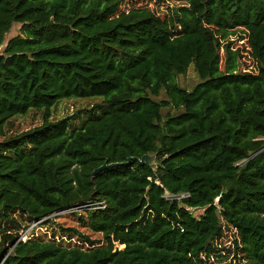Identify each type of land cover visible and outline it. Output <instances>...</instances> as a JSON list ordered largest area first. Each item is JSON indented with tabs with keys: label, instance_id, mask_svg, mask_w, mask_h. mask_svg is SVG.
<instances>
[{
	"label": "trees",
	"instance_id": "16d2710c",
	"mask_svg": "<svg viewBox=\"0 0 264 264\" xmlns=\"http://www.w3.org/2000/svg\"><path fill=\"white\" fill-rule=\"evenodd\" d=\"M140 1L0 0V46L20 24L0 52V264H264V0ZM91 96L81 123L51 118ZM29 109L43 121L13 132ZM64 211L76 225L20 238Z\"/></svg>",
	"mask_w": 264,
	"mask_h": 264
},
{
	"label": "rangeland",
	"instance_id": "374dc122",
	"mask_svg": "<svg viewBox=\"0 0 264 264\" xmlns=\"http://www.w3.org/2000/svg\"><path fill=\"white\" fill-rule=\"evenodd\" d=\"M183 2V0H141L139 3L136 4V6L139 7H147L153 12H155L158 15H162L166 13L167 8L173 6V5H179ZM125 7L131 8V6H127L125 4ZM19 23H12V26L10 30L5 35V41L0 46V52L3 51V48L10 38L16 36L19 34ZM175 81L178 83V85L186 90H192L193 87L201 81L199 78L194 63H190L187 71L184 74H178L175 77ZM101 99L100 96H91V97H69V98H62L58 100L56 105L51 108V118L52 119H58L61 117L69 116L76 114L77 111H80L81 116H78L77 121L81 123L87 116L90 115V112L88 111V108H90L91 105L94 103L99 102ZM166 99L164 92L162 91L161 94L157 97H155V100H161ZM87 110V111H86ZM169 109L164 108L162 110V113L167 112ZM12 127L11 130L13 132L26 130L28 128H31L33 126L39 125L43 121V112L41 110H35V109H29L25 115L17 116L12 119ZM152 154V158L150 159L149 163L152 164V167L156 166L155 157ZM195 216H199L202 212V209H192ZM59 224H63L66 226L76 225L75 220L73 217L67 215V212L59 213L55 218L53 222H50L48 224L43 223H37L32 224L31 226L24 227L20 231V237H23L24 239H27L29 235L32 232H35L36 234H47L51 232V228L56 230V227ZM35 225L34 228H32ZM85 233H90V231H85ZM226 238L222 240L221 244L222 246H227L229 242V237L231 236L230 232L228 231L226 233ZM92 237L99 238L100 234L93 233Z\"/></svg>",
	"mask_w": 264,
	"mask_h": 264
},
{
	"label": "water",
	"instance_id": "95a60500",
	"mask_svg": "<svg viewBox=\"0 0 264 264\" xmlns=\"http://www.w3.org/2000/svg\"><path fill=\"white\" fill-rule=\"evenodd\" d=\"M263 148H261L259 151H261ZM153 156L155 157V155H153ZM151 158H152V154L146 153V154H143L140 158H138V157H129L126 162H111V163L104 162L100 166L94 168V170L92 171V176H94L95 174H97L101 170L107 169L109 167L117 166V165H120V164L129 163L130 160H132V159L138 161L141 164L144 163V164H147L148 166L152 167V164L149 163Z\"/></svg>",
	"mask_w": 264,
	"mask_h": 264
},
{
	"label": "built area",
	"instance_id": "2783aa9c",
	"mask_svg": "<svg viewBox=\"0 0 264 264\" xmlns=\"http://www.w3.org/2000/svg\"><path fill=\"white\" fill-rule=\"evenodd\" d=\"M164 196L166 197V198H168V199H173V198H180V197H182V196H184V194H181V195H179V196H174L173 194H170V193H168V192H166L165 194H164ZM22 240H25L23 237H20Z\"/></svg>",
	"mask_w": 264,
	"mask_h": 264
}]
</instances>
